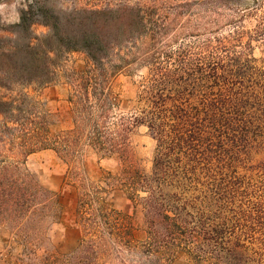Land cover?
Wrapping results in <instances>:
<instances>
[{
    "label": "trees",
    "instance_id": "16d2710c",
    "mask_svg": "<svg viewBox=\"0 0 264 264\" xmlns=\"http://www.w3.org/2000/svg\"><path fill=\"white\" fill-rule=\"evenodd\" d=\"M30 11L0 40V228L22 247L9 264H264V57L252 52L264 0H137L62 14L41 36ZM71 54L83 68L63 69ZM138 70L141 108L124 116L114 82ZM60 82L70 126L52 133L25 91ZM139 126L154 141L148 173L130 146ZM41 151L77 187L81 237L68 255H37L60 206L24 167ZM90 156L117 159L118 172L89 181L76 164ZM115 194L140 209L142 240Z\"/></svg>",
    "mask_w": 264,
    "mask_h": 264
},
{
    "label": "rangeland",
    "instance_id": "374dc122",
    "mask_svg": "<svg viewBox=\"0 0 264 264\" xmlns=\"http://www.w3.org/2000/svg\"><path fill=\"white\" fill-rule=\"evenodd\" d=\"M136 2L137 0H0V40L12 38L11 33L18 29L20 13L25 11L27 6H32V11L26 15L27 23L32 24L31 32L35 36H41L47 33V28L41 24L54 21L55 17L62 14L82 9L114 8ZM4 46L5 44L1 43V47ZM252 46L253 56L256 59L263 58L264 45L253 43ZM84 65V58L81 55L71 54L65 59L63 69H80ZM146 74V70L123 73L114 82L115 91L119 94V112L122 115L136 114L141 108L139 95ZM25 93L37 104L39 111L49 115L52 133L65 130L70 126L69 107L66 102L68 89L61 82L35 91L27 90ZM3 94L5 93L0 91V96ZM11 95L15 96V93ZM130 146L136 165L141 171L148 173L151 168L154 141L146 127L139 126L132 131ZM24 167L45 189L56 196L60 205L58 218L54 221L51 231L47 233L48 244L37 251V255L40 257L47 252L57 256L72 253L77 248L81 235L75 222L78 191L76 185L66 177L68 167L51 151H41L29 156ZM76 167L89 181H96L101 170L117 173L120 165L114 158L98 162L95 157L90 156L89 159L79 161ZM110 203L132 217L135 236L138 240H142L145 236V228L140 209L134 211L121 194H115L110 199ZM21 253V245L12 240L6 229L0 228V264H9L11 260L20 257ZM171 264L194 263L178 258Z\"/></svg>",
    "mask_w": 264,
    "mask_h": 264
}]
</instances>
